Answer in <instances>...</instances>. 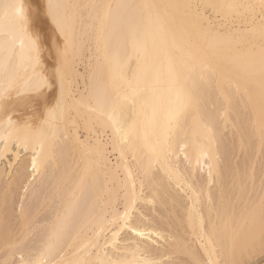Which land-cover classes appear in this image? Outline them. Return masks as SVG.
<instances>
[{
	"label": "bare ground",
	"instance_id": "obj_1",
	"mask_svg": "<svg viewBox=\"0 0 264 264\" xmlns=\"http://www.w3.org/2000/svg\"><path fill=\"white\" fill-rule=\"evenodd\" d=\"M0 92V264L264 261V0H0Z\"/></svg>",
	"mask_w": 264,
	"mask_h": 264
},
{
	"label": "snow or ice",
	"instance_id": "obj_2",
	"mask_svg": "<svg viewBox=\"0 0 264 264\" xmlns=\"http://www.w3.org/2000/svg\"><path fill=\"white\" fill-rule=\"evenodd\" d=\"M9 7H13L15 9L16 18L20 22L21 27L23 28V25L26 22V18H25V15H24V5L22 3H17L15 5H10ZM54 7L55 6L50 2L49 5H48L49 13L53 17V22L58 24V21L56 20V17H55V13L52 11ZM28 40H29V43H30L32 51L38 57V55H39V46H38L37 41L34 40L31 36H28ZM53 83H55V81H53ZM4 98H5V93L4 92H0V102H2ZM187 103H190V101L185 99L184 100V105L186 106ZM179 115H180V113H179V111H177V113H176V118L177 119L179 118Z\"/></svg>",
	"mask_w": 264,
	"mask_h": 264
},
{
	"label": "rangeland",
	"instance_id": "obj_3",
	"mask_svg": "<svg viewBox=\"0 0 264 264\" xmlns=\"http://www.w3.org/2000/svg\"><path fill=\"white\" fill-rule=\"evenodd\" d=\"M81 71H83V70H81ZM261 264H264V261Z\"/></svg>",
	"mask_w": 264,
	"mask_h": 264
}]
</instances>
